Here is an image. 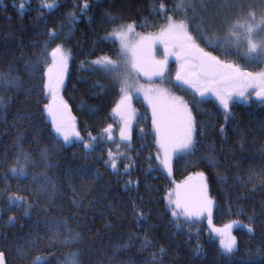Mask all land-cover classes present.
<instances>
[{
    "label": "trees",
    "instance_id": "1",
    "mask_svg": "<svg viewBox=\"0 0 264 264\" xmlns=\"http://www.w3.org/2000/svg\"><path fill=\"white\" fill-rule=\"evenodd\" d=\"M55 2L56 7L47 9L42 0H0V73L11 72L22 84L20 89L0 85V97L6 102L0 109V252L7 264H33L38 257L57 264L67 249L51 242L57 230L54 221H66L80 233L82 239L75 248L82 252L83 264H152L154 253L158 264H264V103L251 96L236 100L226 122L216 101L191 98L181 91L190 100L197 122V144L194 155L174 160L170 177L158 161L152 116L142 99L135 101L138 117L129 138L122 139L118 131L110 134L120 126L113 111L120 103V86L92 62L102 56L119 58L118 43L104 39L113 27L108 13L119 16L115 23L135 22L139 31L149 33L167 23L165 15L186 19L182 12L172 10L178 0H88L91 7L84 12L80 10L84 0ZM160 3L167 12L154 11ZM192 3L205 19L209 35L219 36L222 42L228 38L225 18L228 23L234 18L243 21L249 11L260 18L264 10L261 0ZM237 4L243 5L244 16ZM192 11L188 9L189 16ZM73 12L75 20L69 15ZM53 29L57 36L50 40L48 33ZM189 31L197 43L248 72L264 67V62H251L234 47L226 53L207 45L193 28ZM57 45L70 53L62 93L82 138L67 145L56 143L43 107L49 103L42 85L50 55L47 64L31 67ZM240 47L243 50L244 44ZM109 125L111 130L106 132ZM87 143L94 150H86ZM21 147L37 161L28 172L45 173L56 187L54 193L40 192L43 178L38 184L31 175L23 178L9 173ZM45 147L53 165L47 169L40 156ZM109 151L117 157L116 170L106 163ZM126 165H130L127 174ZM200 172L213 201V227L204 220L172 215L169 194ZM129 180L134 183L126 186ZM10 195L24 197L31 208L10 205ZM136 210L143 212V218L136 217ZM10 217L14 218L11 223ZM233 222L238 223L229 231L237 239V248L225 254L214 229ZM248 224L253 226L252 233L245 227ZM59 231L61 239L65 238L64 229ZM145 237L148 247L141 246Z\"/></svg>",
    "mask_w": 264,
    "mask_h": 264
},
{
    "label": "snow or ice",
    "instance_id": "2",
    "mask_svg": "<svg viewBox=\"0 0 264 264\" xmlns=\"http://www.w3.org/2000/svg\"><path fill=\"white\" fill-rule=\"evenodd\" d=\"M264 3V0H261ZM236 3V0H233ZM42 6L47 9L56 7L55 0H42ZM227 6V5H226ZM241 8V16H244L243 5L237 4ZM91 5L88 0H84L81 7V12L86 11ZM24 5H20L23 10ZM192 8V14L188 15V9ZM167 12L164 3L159 4V11ZM173 11L182 12L186 19H175L173 16L165 15L167 23L161 27L158 34H151L140 36L139 42L132 46L127 42L129 33L134 32L137 26L133 23H115L119 20V16L108 13V17L113 21L112 31L107 33L104 37L105 40H110L113 43L119 41L118 55L119 60H113L110 57L99 58L93 61L92 64L98 67L101 71L111 76L119 85L120 91L123 93L120 103L117 104L113 110L122 117L126 116L127 109L130 105L132 91L137 94L143 93L153 108V125L159 134L161 147L164 148V158L161 160L162 166L171 171V156L172 155H194L196 150L197 140L195 139L196 120L192 115L191 109L179 98H171L170 104L167 108L159 105L160 98L164 95V90L160 88H153L151 86L145 87L144 85H137L135 80L138 79L140 73L148 77L150 80L153 78L164 81L169 78L168 75V57L175 55L176 60L180 62V67L176 71L175 79L182 84H187L194 90L195 94L203 99L207 94H214L219 102V105L224 111L225 121L227 122L230 115V102L234 96L245 97V92L252 88L255 91V96L262 103H264V72H240L233 64L225 63L212 53L206 52L196 42L197 37L192 35L189 31L190 27L193 28L199 35V38L204 40L205 43L212 47L223 48L227 53L233 47L236 49L237 54H241L251 62H264V10H262L260 19L257 20L256 13L249 11L246 17L241 21L239 18H234V22L228 23L225 18L223 24L227 29V40L221 41V38L215 34L209 35V29L206 28V21L203 17L195 11V5L192 0H178ZM73 20L76 19V14H69ZM210 19V18H209ZM49 39L57 36L56 31L53 29L48 33ZM259 37V40H254L253 37ZM235 41V43H231ZM241 43L244 44L241 50ZM163 45L165 58L156 60L151 54L155 51L157 45ZM171 49V51L169 50ZM145 51L150 56V59L145 56ZM50 58L51 64H47ZM68 56L64 53L61 45H57L50 54L45 51L42 58L37 60L31 65L33 69L47 64L46 82L42 88L46 90L47 94L51 97L50 103L44 105V110L51 117V124L55 132V140L58 145H67L73 143L74 140H81L79 132L75 130L74 123L64 117L67 111V105L59 95L60 89L64 85V75L67 68ZM54 69L55 74H54ZM43 79V77H41ZM0 85L9 88L20 89L22 84L18 76H12L9 73H0ZM151 94V95H150ZM248 99V97H245ZM6 107V102L3 97H0V109ZM111 125L105 131L111 130ZM127 121H125V128L121 129L120 136L122 139L126 137ZM223 132V129H221ZM90 139H95L90 137ZM86 150H94V145L91 143L84 144ZM50 152L47 147L41 150V161L44 162L45 168H51L53 165L50 163ZM109 160L107 164L113 169H117V157L109 151ZM130 159V157H129ZM209 164L215 166V161L212 157H208ZM37 164V161L32 157L31 153L25 152L22 147L16 153L14 166L9 168V173L17 177L27 178L31 175L32 181L38 183L41 178L45 183L39 184L40 192L46 195H51L56 191V187L51 183L50 178L45 173L32 174L28 172L30 166ZM130 165L125 166V174H127ZM202 183L199 190L198 206L196 208H189L184 205V215L188 218L200 217L205 212L208 213V222L211 224V207L213 201L208 197L207 184L203 182V174H201ZM252 177H249L251 180ZM134 182L129 180L127 185H132ZM138 184V181L135 182ZM264 184V180H262ZM40 193L38 192L37 195ZM171 196V193L169 194ZM9 204L19 206L22 208H31L26 199L21 196L10 195L8 197ZM75 202V201H74ZM174 203L176 207H182L180 200ZM27 214V213H26ZM135 215L138 219L143 218L142 211L136 210ZM172 215L177 217V213L173 211ZM14 218L10 217L11 223ZM254 219L249 217V220ZM236 223L226 225L224 229H214L220 235L221 250L225 254L233 253L237 248V239L229 231ZM56 231L52 233V243H58L61 247L67 249L57 264H83L81 259L82 252L75 248V245L81 242V235L75 232L66 221L53 222ZM179 224L177 227L179 228ZM249 233L254 231L252 224L245 226ZM63 228L67 233L66 237L61 239L63 233L59 231ZM142 247L149 246L147 237L141 245ZM164 249H160L159 254H163ZM153 254L152 264H158ZM0 264H5L4 254L0 252ZM33 264H47L46 258H36Z\"/></svg>",
    "mask_w": 264,
    "mask_h": 264
},
{
    "label": "rangeland",
    "instance_id": "3",
    "mask_svg": "<svg viewBox=\"0 0 264 264\" xmlns=\"http://www.w3.org/2000/svg\"><path fill=\"white\" fill-rule=\"evenodd\" d=\"M259 19L260 18H257V20H259ZM159 31H160V29L159 30H156V31H153V32H149V33H151V34H158ZM136 33H139L141 36H144V35H148L149 34V33H143V32L139 31L135 27L134 32L129 33L128 36H127V42L130 45H132V46H135L139 42V40H140V36H137ZM253 39L256 40L255 37H253ZM117 43L119 45V41H117ZM199 45L206 52H210V53H212L213 56L219 57L225 63L233 64V62L230 63L231 61H228L227 59H224L221 56L216 55L214 52H212L211 50H209L207 47H205V46H203L201 44H199ZM169 50L171 51V49H169ZM63 51L68 56L67 68H66V72H65V75H64V79H65L66 78V75H67V72H68V68H69L70 53H68L67 49H65V48H63ZM151 55L154 56L156 60H162V59H164L165 58V53L163 51V45L158 44L157 47H156V49H155V51ZM145 56L150 59V56L147 53V51H145ZM104 57H108V56H102L100 58H104ZM97 59H99V58H97ZM111 59H113V60H119V58H111ZM51 63H52V60H51ZM169 63H173L176 68L174 69V73L173 74H172V72H170L168 74L169 75V78L168 79H166L164 81H161L159 79L153 78V79L150 80L148 77L144 76L143 73H140L138 79L135 80V83L137 85H144L145 87L151 86L153 88L163 89L164 90V95L160 98L159 105L162 106V107H164V108H167V106L171 102V98H173V97L179 98V99L183 100V102L191 109V112H192V115H193V109H192V106L190 104V100L187 99L181 93L183 86L179 85V82L180 81L178 82L175 79L176 71L180 67V62H178L176 60L175 55H171V56L168 57V64ZM233 65H235V67L238 68L240 70V72H248V71L244 70L242 67H240L238 64H233ZM55 71L56 70L54 69V74H55ZM260 72H264V67L261 70H258V71L252 72V73H260ZM62 88L60 89L59 95L62 97L63 101L67 105V111L64 113V117L66 119L70 120L72 123H74V120H73L72 115H71L70 107H69L67 101L65 100V98L63 96ZM130 94L132 95V99H131L130 105H129L128 109H127L126 116L125 117H122L121 115H119L117 113V120H118V122L120 124V126H118L119 130H116V131L111 130L110 131V134H115V132H117V131L120 133L121 132V129L122 128H125V121H127L126 137L129 138L131 128L137 122L138 109H137V106L135 105V101L137 99H142L144 101V103L148 106V108L150 109V113H151V116H152V120H153V115H152L153 108H152V104L149 102V99L146 98L143 93L137 94L136 92L132 91ZM122 95H123V93H121V96ZM249 96L256 98L255 91L252 88H249L245 92V97H249ZM245 97L234 96L233 97V100L230 102V105H231L232 102H234L236 100H244ZM206 99L214 100V101H216L219 104V102L216 99V97H215L214 94H207ZM120 100H121V98H120ZM50 101H51V97L49 96V103H50ZM193 117H194V115H193ZM50 119H51V117H50ZM153 127H154V132H155V135H156V139H157V145H158V154H157V157H158L159 163L161 164V160L164 158V148H162L161 147V144L158 142L160 140V137H159V134L156 131V127L154 125H153ZM178 156H181V155H172L171 156V171L170 172L167 169H165L162 166V164H161L164 172L168 176H170V177L173 176V172H174V169H173L174 168L173 167L174 166V160ZM201 174H203V173L200 172V173H197V174H193V176L191 177V180H188L185 183L177 184L176 187H175V190L171 193V196H169L170 197V200L172 202H175L177 199L180 200V203H181L182 207H176L174 203H171L172 208L174 209V211L177 214L184 215V208H183L184 205H187L189 208H196L198 206L197 202H198V197H199V190H200V186H201V183H202ZM203 182L206 183L205 182V175L204 174H203ZM212 211H213V204H212V207H211V224H209V222H208V213L207 212H205L200 217H192V219L200 220V221L204 220V221H206L208 223V225L210 227H213Z\"/></svg>",
    "mask_w": 264,
    "mask_h": 264
},
{
    "label": "flooded vegetation",
    "instance_id": "4",
    "mask_svg": "<svg viewBox=\"0 0 264 264\" xmlns=\"http://www.w3.org/2000/svg\"><path fill=\"white\" fill-rule=\"evenodd\" d=\"M175 68H176V67L174 66L173 63H169V64H168V74H169L170 72H172V74H173ZM178 82H179V81H178ZM179 85L183 86V87H182V91L185 92V95H188V96H190L191 98H200V97L198 96V94H195L194 90L191 89L187 84H182L181 82H179ZM206 96H207V95H206ZM206 96H205L204 98H206ZM200 99H201V98H200ZM131 122H132V121H131Z\"/></svg>",
    "mask_w": 264,
    "mask_h": 264
},
{
    "label": "water",
    "instance_id": "5",
    "mask_svg": "<svg viewBox=\"0 0 264 264\" xmlns=\"http://www.w3.org/2000/svg\"><path fill=\"white\" fill-rule=\"evenodd\" d=\"M3 253V252H2ZM4 254V253H3ZM4 259H5V264H7V261H6V257H5V254H4Z\"/></svg>",
    "mask_w": 264,
    "mask_h": 264
}]
</instances>
